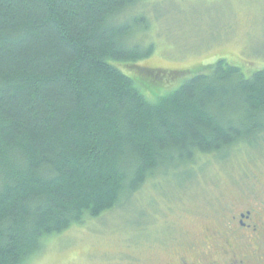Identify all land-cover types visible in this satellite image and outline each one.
<instances>
[{
  "label": "trees",
  "instance_id": "16d2710c",
  "mask_svg": "<svg viewBox=\"0 0 264 264\" xmlns=\"http://www.w3.org/2000/svg\"><path fill=\"white\" fill-rule=\"evenodd\" d=\"M142 2L0 0V264L138 204L155 178L174 174L181 195L247 148L263 157L264 67L194 66L149 100L161 73L137 68L154 50L144 12L131 15Z\"/></svg>",
  "mask_w": 264,
  "mask_h": 264
},
{
  "label": "rangeland",
  "instance_id": "374dc122",
  "mask_svg": "<svg viewBox=\"0 0 264 264\" xmlns=\"http://www.w3.org/2000/svg\"><path fill=\"white\" fill-rule=\"evenodd\" d=\"M131 12H144L149 27L141 42L154 48L137 68L161 73L147 79L149 100L176 90L192 76L181 72L194 66L224 59L246 77L264 67V0H143ZM261 145L262 158L247 148L227 166L208 167L185 194L174 188V174L160 176L157 188L155 178L136 195L138 204L46 237L26 264H177L238 197L264 194Z\"/></svg>",
  "mask_w": 264,
  "mask_h": 264
},
{
  "label": "flooded vegetation",
  "instance_id": "af4514ba",
  "mask_svg": "<svg viewBox=\"0 0 264 264\" xmlns=\"http://www.w3.org/2000/svg\"><path fill=\"white\" fill-rule=\"evenodd\" d=\"M213 218L177 264H264V194L242 195ZM233 207V208H231Z\"/></svg>",
  "mask_w": 264,
  "mask_h": 264
}]
</instances>
